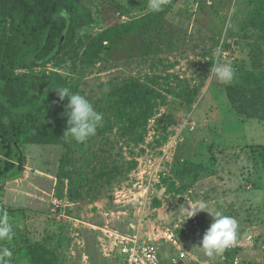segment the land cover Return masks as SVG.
I'll use <instances>...</instances> for the list:
<instances>
[{
	"label": "rangeland",
	"instance_id": "374dc122",
	"mask_svg": "<svg viewBox=\"0 0 264 264\" xmlns=\"http://www.w3.org/2000/svg\"><path fill=\"white\" fill-rule=\"evenodd\" d=\"M70 4L82 24L75 44L41 65L26 51V66L16 70L31 75L34 98L58 86L95 102L104 84L145 74L163 76L162 87L175 93H164L163 118L150 121L144 143L120 142L114 131L92 136L84 149L73 144V185L58 179L65 146L14 144L12 157H24L25 167L0 173V211L15 233L0 241V252H12L10 264H32L19 247L40 242L48 264H131L148 246L158 264H187L212 222L206 211L189 212L208 202L237 221V243L201 264H264V120L239 114L227 95L228 85L264 88V0H169L146 43L129 35L96 63L84 62L85 47L106 28L150 12L148 0ZM1 17L0 38L11 35ZM217 64L233 67L231 83L211 74ZM193 88L199 93L189 104ZM0 148L7 159L1 137ZM132 158L135 165L112 170ZM186 163L192 170L181 173Z\"/></svg>",
	"mask_w": 264,
	"mask_h": 264
},
{
	"label": "trees",
	"instance_id": "16d2710c",
	"mask_svg": "<svg viewBox=\"0 0 264 264\" xmlns=\"http://www.w3.org/2000/svg\"><path fill=\"white\" fill-rule=\"evenodd\" d=\"M0 15L9 20L11 34L0 38V137L8 157L0 158V173L25 167L24 157H20L18 162L12 157L14 144H60L66 147V152L60 160L58 179L60 182L67 179L73 185L74 173L79 167L73 144L84 149L87 142L77 143L63 135L68 127V98L60 99L58 89L62 87L58 86L46 98H34L29 81L31 75L17 73L16 70L26 66L20 60L29 50L33 52L35 65L52 61L75 44L82 24L77 22V13L70 0H0ZM161 17V12L150 11L130 22L106 28L85 47L84 62L96 63L105 53L115 50L119 39L132 34L146 43L147 31ZM170 77V74L164 76L168 80ZM162 78L158 74H147V77L145 74L143 78L130 76L120 82L104 84L102 96L95 102L90 100L95 110L103 114V124L95 136L106 138L116 131L120 142L123 139L138 145L144 143L150 121L163 118L157 115L161 113V106L166 105L164 93H175L162 87L159 81ZM188 91L190 104L199 90L193 88ZM227 95L239 114L264 120L263 87L228 85ZM88 157L91 160L93 154ZM136 163L135 158L117 162L112 170L118 174L127 164ZM187 163L183 164L181 173L192 170ZM75 191L79 197L85 196L84 192ZM18 252L32 264H48L40 242L24 244Z\"/></svg>",
	"mask_w": 264,
	"mask_h": 264
},
{
	"label": "clouds",
	"instance_id": "9594fccd",
	"mask_svg": "<svg viewBox=\"0 0 264 264\" xmlns=\"http://www.w3.org/2000/svg\"><path fill=\"white\" fill-rule=\"evenodd\" d=\"M169 0H148V9L151 12L159 13ZM211 74L225 84L231 83L234 79L235 71L230 64H217L211 67ZM59 97L63 100L68 98L67 124L64 137L74 140L77 143H85L94 136L98 127L103 124V114L95 110L92 102L84 95L72 93L68 88H59ZM198 211H206L212 222L205 231L199 244L194 245L187 257V264H201V257H208L215 261L227 249L234 247L237 243V221L221 211L210 206L208 202H200L191 208L189 217ZM167 219V217H165ZM13 225L6 211H0V241H11L14 236ZM12 252L4 248L0 252V264H10ZM7 258V260H5ZM174 264V262H173Z\"/></svg>",
	"mask_w": 264,
	"mask_h": 264
},
{
	"label": "built area",
	"instance_id": "2783aa9c",
	"mask_svg": "<svg viewBox=\"0 0 264 264\" xmlns=\"http://www.w3.org/2000/svg\"><path fill=\"white\" fill-rule=\"evenodd\" d=\"M143 254L140 256H134V253L131 255V264H158L157 255L154 253L152 247L143 246ZM145 256V258H144Z\"/></svg>",
	"mask_w": 264,
	"mask_h": 264
}]
</instances>
